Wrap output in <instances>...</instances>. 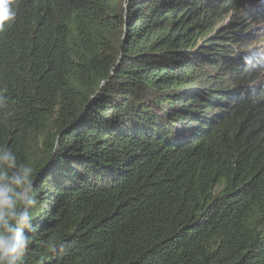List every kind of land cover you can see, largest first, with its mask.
I'll return each mask as SVG.
<instances>
[{"label":"trees","instance_id":"obj_1","mask_svg":"<svg viewBox=\"0 0 264 264\" xmlns=\"http://www.w3.org/2000/svg\"><path fill=\"white\" fill-rule=\"evenodd\" d=\"M12 9L0 145L33 168L22 264H264V0Z\"/></svg>","mask_w":264,"mask_h":264},{"label":"clouds","instance_id":"obj_2","mask_svg":"<svg viewBox=\"0 0 264 264\" xmlns=\"http://www.w3.org/2000/svg\"><path fill=\"white\" fill-rule=\"evenodd\" d=\"M13 0H0V31L15 18ZM33 168L18 163L12 149L0 145V264H22L32 243ZM28 230V231H26ZM55 250V245H50Z\"/></svg>","mask_w":264,"mask_h":264}]
</instances>
